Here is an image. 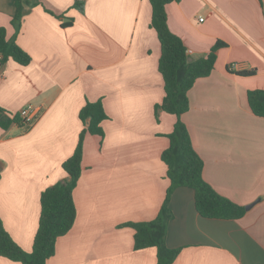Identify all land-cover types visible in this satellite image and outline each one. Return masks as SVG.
<instances>
[{
  "label": "crops",
  "instance_id": "obj_1",
  "mask_svg": "<svg viewBox=\"0 0 264 264\" xmlns=\"http://www.w3.org/2000/svg\"><path fill=\"white\" fill-rule=\"evenodd\" d=\"M15 32L13 0H0V28L31 58L0 66V108L19 118L0 127V220L30 252L41 193L68 179L62 163L85 128L87 103L101 102L103 137L85 134L81 174L73 190L75 220L46 264H157L156 248L134 249L129 223L156 218L169 182L161 161L176 118L155 107L164 96L160 44L150 28L149 0H35ZM169 30L192 60L216 42L209 76L187 92L180 118L203 162V180L245 207L236 220L205 219L190 188L169 201L165 245L172 264H264V118L247 92L264 90V0H178L166 6ZM202 19V21H200ZM253 72L240 76L239 72ZM38 108L27 126L18 113ZM0 264H20L0 256Z\"/></svg>",
  "mask_w": 264,
  "mask_h": 264
},
{
  "label": "trees",
  "instance_id": "obj_2",
  "mask_svg": "<svg viewBox=\"0 0 264 264\" xmlns=\"http://www.w3.org/2000/svg\"><path fill=\"white\" fill-rule=\"evenodd\" d=\"M178 0H149L151 5L150 28L156 33L160 44L158 72L163 80L164 96L155 107L173 115L176 122L172 132L166 135L168 147L161 154L166 167V179L169 182L163 203L155 219L144 223L127 224L134 230V249L156 248L157 264H172L179 250L169 249L165 245L168 222L173 215L169 209L171 194L177 188H190L194 194V207L199 216L205 219L236 220L241 218L245 209L216 193L202 178L203 162L194 151L186 126L181 116L189 105L187 92L196 80L210 75L214 68L217 51L224 46L216 42L203 58L189 61V54L182 40L174 35L167 24L166 6ZM37 5L35 0H13L15 13L11 26L18 32L22 13ZM0 66L11 59L21 66L31 61L13 39H7L6 30L0 28ZM253 72H239L240 76H251ZM247 104L256 117L264 118V90L247 92ZM79 118L85 128L82 130L73 154L62 163V169L68 179L59 182L40 195V216L38 227L30 252L17 246L3 228L0 220V256L20 264H46L55 253V242L64 236L75 220L73 190L81 174L83 139L85 134L103 137L101 123L106 119L101 102H87L79 112ZM19 118L7 117L0 108V127L6 129Z\"/></svg>",
  "mask_w": 264,
  "mask_h": 264
},
{
  "label": "built area",
  "instance_id": "obj_3",
  "mask_svg": "<svg viewBox=\"0 0 264 264\" xmlns=\"http://www.w3.org/2000/svg\"><path fill=\"white\" fill-rule=\"evenodd\" d=\"M202 21V19H200ZM1 55H0V61H1ZM38 113V108L34 105H27L25 108L21 109L18 113L22 123H24L27 126H30L36 119Z\"/></svg>",
  "mask_w": 264,
  "mask_h": 264
},
{
  "label": "water",
  "instance_id": "obj_4",
  "mask_svg": "<svg viewBox=\"0 0 264 264\" xmlns=\"http://www.w3.org/2000/svg\"><path fill=\"white\" fill-rule=\"evenodd\" d=\"M188 60L189 61H191L192 59L191 58H188ZM260 201V199H257V200H255L254 202H252V203H250L249 205H246L245 207H244V209L247 211V210H249V209H251L257 202H259Z\"/></svg>",
  "mask_w": 264,
  "mask_h": 264
}]
</instances>
